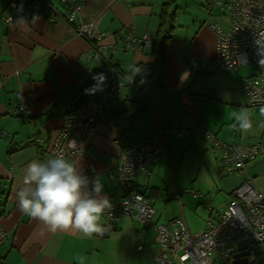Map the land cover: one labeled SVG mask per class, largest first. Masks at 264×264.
Here are the masks:
<instances>
[{
	"label": "crops",
	"instance_id": "0c3cea01",
	"mask_svg": "<svg viewBox=\"0 0 264 264\" xmlns=\"http://www.w3.org/2000/svg\"><path fill=\"white\" fill-rule=\"evenodd\" d=\"M75 1L81 4L79 21H94L97 32L104 34L98 43L111 50L116 77L129 82L86 134L83 155L75 158L85 175L102 183V195L114 199L126 194L110 174L123 147L147 139L159 145L160 152L152 173L138 174L132 184L155 209L153 225L183 217L189 231L199 232L207 221L217 220L244 179L264 191V152L243 171L225 174L215 164L218 151L205 136L210 131L223 143L264 146V107L249 106L243 88L253 71H224L214 62L216 36L209 22L226 24L228 0H174V28L162 58L152 55L151 46L141 51L125 48L124 38L132 29L152 41L168 0ZM50 2L52 8L26 18L28 25L22 28L18 19L5 21L15 3L0 0V226L8 235L0 243V264H156L154 227L132 217H121L100 237L75 229L53 232L18 210L16 193L23 186L26 165L41 159L35 137H42L43 148L49 149L64 116L91 89L93 75L77 83L81 71L99 66L97 60H87L90 44L74 34L61 0ZM177 9L185 11L184 17ZM34 16L38 20L32 24ZM203 63L209 67L198 83L193 68ZM185 71L189 75L182 83ZM146 79L149 85L140 97L138 87ZM18 92L31 101L26 114L17 111ZM240 108L253 121L248 133L233 126L231 113ZM100 223L104 225V216Z\"/></svg>",
	"mask_w": 264,
	"mask_h": 264
},
{
	"label": "built area",
	"instance_id": "2783aa9c",
	"mask_svg": "<svg viewBox=\"0 0 264 264\" xmlns=\"http://www.w3.org/2000/svg\"><path fill=\"white\" fill-rule=\"evenodd\" d=\"M11 1L15 6L5 19L7 22L21 17L29 18L32 12L52 7L50 0ZM61 1L66 8L64 18L74 25V34L85 38L90 44L87 60L106 59L109 48L98 43L104 34L97 32L96 23L79 21V2ZM225 8L228 11L226 24L209 22L216 36L214 62L224 71L253 66V74L244 81L243 86L247 103L251 107H264V66L259 63L264 59V0H228ZM124 41L127 48L140 51L150 44L151 37L148 34L137 36L130 29ZM208 67L209 64L203 63L193 68L196 82L202 83L204 70ZM88 72V69L81 71L77 78L78 84L82 83V77ZM100 73L104 74L105 81L98 88L92 87L86 102L78 110L64 116L59 134L49 149L43 148L42 137H35L34 142L41 155L39 161H46L57 154H63L69 159L83 155V139L103 119L109 98L122 86L108 69L101 67L94 74L97 76ZM143 90L140 89V94ZM16 99L17 111L26 114L31 101L20 92L16 93ZM205 136L218 151L215 164L225 174L243 171L247 162L255 160L264 151V146L259 142L244 146L220 142L210 131ZM159 152L160 147L153 142L126 145L115 165V173L110 174L111 178L122 187L139 173L150 174ZM233 193L234 198L225 205L217 220H209L201 231L191 232L183 217H175L167 224L153 225L155 210L149 199L137 191H131L120 198L109 199L111 209L103 215V231L97 235L105 236L121 217L129 216L145 227H154L157 248L153 261L156 264H216L217 261L227 264L239 252H247V264L259 261L264 264V191H257L250 179H244ZM193 195L201 196L199 192ZM7 236V232L0 226V243ZM137 249L141 250L142 246Z\"/></svg>",
	"mask_w": 264,
	"mask_h": 264
},
{
	"label": "clouds",
	"instance_id": "9594fccd",
	"mask_svg": "<svg viewBox=\"0 0 264 264\" xmlns=\"http://www.w3.org/2000/svg\"><path fill=\"white\" fill-rule=\"evenodd\" d=\"M37 20L38 17L34 16L31 23L35 24ZM16 24L23 28L28 22L21 17ZM259 63L264 66V59ZM188 75L187 71L181 74L182 83ZM93 79L97 81L93 85L95 89L106 78L100 73ZM231 117L235 121L233 126L238 125L242 132L253 130V121L246 109L233 111ZM102 192V183L84 174L80 160L57 154L46 161L32 160L26 165L23 186L17 191L16 199L21 213L43 222L50 231L75 229L90 235L103 231L101 218L111 209L110 200Z\"/></svg>",
	"mask_w": 264,
	"mask_h": 264
},
{
	"label": "trees",
	"instance_id": "16d2710c",
	"mask_svg": "<svg viewBox=\"0 0 264 264\" xmlns=\"http://www.w3.org/2000/svg\"><path fill=\"white\" fill-rule=\"evenodd\" d=\"M62 2V1H61ZM227 5V4H226ZM175 5H174V0H168L163 6H162V8H161V12H160V16H159V26H158V28H157V30H156V32L154 33V35H153V39H152V43L150 42V44L148 45V46H146V47H150L151 46V53H152V55H154V56H156V57H165V55H166V52H167V43H168V41H170V32L173 30V28H174V21H175V14H176V8L174 7ZM46 8V7H45ZM50 8H52V7H50ZM49 9V8H48ZM46 12V9H41L40 11H37V12H32L31 13V15H30V17L29 18H31L33 15H38V14H43V13H45ZM65 14H66V12H65ZM65 16V15H64ZM125 48H127V47H125ZM145 48V47H144ZM129 49H131V48H129ZM141 51V50H140ZM110 54H112V52H111V50H109L108 51V53H107V55H106V59L105 58H99L98 60L97 59H94V60H97V62L99 63V66L97 67V68H93V69H91V68H86V69H88V73L84 76V77H82V83H83V79L87 76V75H93V76H95V72L96 71H98L101 67H103V68H106V69H108L109 71H111L112 73H113V75H114V78H115V80L116 81H118V82H120L121 84H122V86L120 87V88H122L124 85H127V84H129V82L127 83V82H124V81H122V80H120V79H118L117 77H116V74H115V72H114V64H113V62L110 60ZM248 66H251V65H248ZM243 67H247V66H243ZM253 67V66H252ZM239 68H242V67H239ZM239 68H237V69H239ZM236 69V70H237ZM235 71V70H234ZM253 74V73H252ZM251 74V75H252ZM250 75V76H251ZM250 76H248L246 79H248ZM245 79V80H246ZM194 80H195V82H196V75L194 76ZM149 81H150V79H146L145 81H143L140 85H139V89H142V88H144V90H143V92H142V94L144 93V91L146 90V88H147V86L149 85ZM94 83H95V80L93 81V83H92V86H91V89H92V87H93V85H94ZM120 88L109 98V101H108V107L106 108V110H105V112H104V114H103V116L105 115V113H107L108 111H109V108H110V104H111V102H112V100L114 99V98H116V96L118 95V93H119V91H120ZM91 89L89 90V92H87V93H85L84 94V96H83V99H81L80 101H79V105L77 106V108L74 110V111H72V112H75L76 110H78L79 109V107L80 106H82L85 102H86V100H87V98H88V96L90 95V93H91ZM83 93L84 92H86V91H82ZM142 94H140V97H142ZM74 101L76 102L77 100H76V98L74 99ZM260 107H263V106H260ZM72 112H70V113H72ZM144 141H147V142H153L152 140H150V139H147V140H144ZM154 144H156L155 142H153ZM157 145V144H156ZM157 146H159V145H157ZM264 152V151H263ZM261 155V154H260ZM259 155V156H260ZM258 156V157H259ZM257 157V158H258ZM256 158V159H257ZM255 159V160H256ZM254 161V160H253ZM152 173V172H151ZM150 173V174H151ZM139 174H142V173H139ZM150 174H148V175H146V174H143L144 176H149ZM137 176V175H136ZM133 180V178H131L130 180H128L127 181V183H125L122 187L123 188H125L126 189V193H128V192H131V191H137V192H139V193H141L142 195H144L145 197H146V195L144 194V193H142V192H140V191H138L134 186H133V184H132V181ZM147 198H148V196H147ZM227 264H230V263H227Z\"/></svg>",
	"mask_w": 264,
	"mask_h": 264
},
{
	"label": "water",
	"instance_id": "95a60500",
	"mask_svg": "<svg viewBox=\"0 0 264 264\" xmlns=\"http://www.w3.org/2000/svg\"><path fill=\"white\" fill-rule=\"evenodd\" d=\"M246 255L247 252L236 253L230 264H247Z\"/></svg>",
	"mask_w": 264,
	"mask_h": 264
},
{
	"label": "rangeland",
	"instance_id": "374dc122",
	"mask_svg": "<svg viewBox=\"0 0 264 264\" xmlns=\"http://www.w3.org/2000/svg\"><path fill=\"white\" fill-rule=\"evenodd\" d=\"M183 12H185V11L182 10V9H177V14L179 15V17H184L183 14H182ZM239 69H240V68H239ZM240 71H241L242 73L251 72V71H253V67H252V66L243 67L242 69H240ZM245 165H246V164H245ZM260 263H261V261H259V262H255L254 264H260ZM216 264H220V262L217 261Z\"/></svg>",
	"mask_w": 264,
	"mask_h": 264
}]
</instances>
